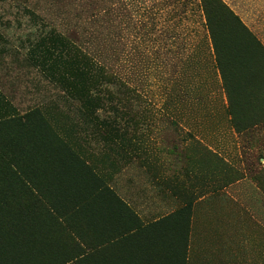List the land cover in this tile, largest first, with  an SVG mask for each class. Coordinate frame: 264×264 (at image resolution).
<instances>
[{
    "label": "rangeland",
    "instance_id": "374dc122",
    "mask_svg": "<svg viewBox=\"0 0 264 264\" xmlns=\"http://www.w3.org/2000/svg\"><path fill=\"white\" fill-rule=\"evenodd\" d=\"M205 1L217 17L231 18L216 0ZM202 10L201 0H0V138L13 137V161L23 163L28 155L21 151L26 146L28 153L32 140L14 136L21 127L32 139L59 144V152L88 156L123 132L148 134L150 146L208 170L200 193L224 195L218 201L226 211L219 218L209 212L200 225L221 232L209 243L217 238L219 247H232L241 238L252 263L264 264V134L254 138L252 126H245L232 162L204 146L167 108L177 99L173 89H181L172 49H185L192 26L201 28ZM230 26L228 38L249 39L240 24L232 20ZM17 186L13 176L0 180L2 190ZM11 212V206L0 211V236L13 234ZM1 250L9 262V248Z\"/></svg>",
    "mask_w": 264,
    "mask_h": 264
},
{
    "label": "crops",
    "instance_id": "0c3cea01",
    "mask_svg": "<svg viewBox=\"0 0 264 264\" xmlns=\"http://www.w3.org/2000/svg\"><path fill=\"white\" fill-rule=\"evenodd\" d=\"M223 1L254 37L219 39L216 48L204 14L185 49H172L181 89H173L177 99L164 107L175 110L172 118L209 150L234 161L240 135L249 128L254 138L264 134V0ZM149 136L123 132L89 156L59 152V144L44 138L28 155L25 181L13 176L16 188L27 186L30 226L9 247V262L253 264L241 238L239 245L219 247L217 238L209 239L221 232L200 227L209 212L219 218L226 211L220 192L200 193L208 170L150 146Z\"/></svg>",
    "mask_w": 264,
    "mask_h": 264
},
{
    "label": "trees",
    "instance_id": "16d2710c",
    "mask_svg": "<svg viewBox=\"0 0 264 264\" xmlns=\"http://www.w3.org/2000/svg\"><path fill=\"white\" fill-rule=\"evenodd\" d=\"M201 1H202V8H203V11H204V14L206 17V22H207L212 40H213L216 48H217L219 39L228 38L226 31H227V29L231 28L230 23L232 20L236 24L237 23L240 24V26L244 30V33L246 35H248V37H252V38L254 37V35L250 32V30L242 23L241 19L229 8V6L223 0H216V2H217V5L219 6L218 10L220 11V13H225L229 17H231V18H228V21L223 19V16L221 14H219V17H217L215 15V12H210L206 1L205 0H201ZM229 20H231V21H229ZM232 35H235V34L232 33ZM25 117H27V116H25ZM19 124L21 126L23 123L19 122ZM18 130H16L15 133L12 132V130H11L10 133L11 134L14 133L15 137L19 136L20 141L22 138L24 139V137L26 139L28 138L29 140H32L31 150L28 153H26V150H25L26 146H24L25 151L24 150L21 151V152L25 153V155H23V156L26 158V154L29 155V153L36 151L38 145L41 144L45 139L43 136L32 139V137H33L32 134H28V132H25V131L20 132L21 130H23L22 127L20 128V131H18ZM18 133H20V134H18ZM20 141L17 140V147L20 145V143H19ZM14 145H15V142H13V137H11V139H9V138L5 137V135H4V138H0V152L4 148L8 149L7 150L8 157L6 158L7 159L6 165L3 166L2 169H0V180L3 177V181H5L7 179V177L16 175L15 178L19 177L20 180L25 181V178H23L22 176L25 175V166L27 165L28 156L25 159V161L23 162L24 164L20 163L18 158H17L16 162H14L13 160L17 156V155L16 156L13 155ZM9 160H10V162H9ZM21 164H22V166H21ZM19 168H20V170L22 169V172L19 171ZM26 187L27 186L19 187V188L13 187L12 190H10L9 188L8 189L4 188V189H7V191L4 189L2 190L1 188H3V187L0 188V211L11 206L12 212L9 214L7 222L11 221V227H9V228H10V232L12 231V233H13V234H10L9 237H7L5 235L0 236V258L2 259L1 264H8L7 261H6V263L4 261V257L6 256V254H5L6 252L4 250H1V247L7 246L9 248L11 246H14L15 244H19L22 239L19 237L18 234L21 233L22 231L28 229L30 226L29 225L30 221L28 220V217H27V204H26V200H25L26 197H28ZM13 197L24 198V200L18 201V202H15V203L9 205V203L6 202V200H9L11 202ZM15 205H16V209L14 208ZM8 253L10 254V257L12 258L11 252L8 251ZM15 255L16 254H14V256ZM9 264H11V263L9 262ZM15 264H17V263H15ZM18 264H20V263H18Z\"/></svg>",
    "mask_w": 264,
    "mask_h": 264
}]
</instances>
